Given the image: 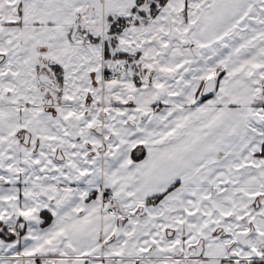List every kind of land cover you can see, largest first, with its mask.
<instances>
[{
  "label": "snow or ice",
  "instance_id": "snow-or-ice-1",
  "mask_svg": "<svg viewBox=\"0 0 264 264\" xmlns=\"http://www.w3.org/2000/svg\"><path fill=\"white\" fill-rule=\"evenodd\" d=\"M0 264H264V0H0Z\"/></svg>",
  "mask_w": 264,
  "mask_h": 264
}]
</instances>
